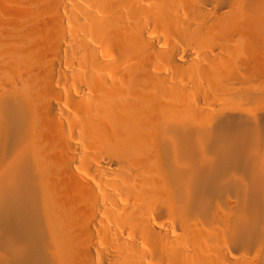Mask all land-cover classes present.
I'll return each instance as SVG.
<instances>
[{
    "label": "bare ground",
    "instance_id": "6f19581e",
    "mask_svg": "<svg viewBox=\"0 0 264 264\" xmlns=\"http://www.w3.org/2000/svg\"><path fill=\"white\" fill-rule=\"evenodd\" d=\"M0 264H264V0H0Z\"/></svg>",
    "mask_w": 264,
    "mask_h": 264
}]
</instances>
